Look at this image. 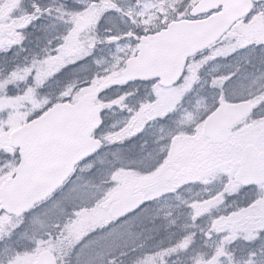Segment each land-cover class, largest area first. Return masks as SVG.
<instances>
[{
	"label": "snow or ice",
	"instance_id": "1",
	"mask_svg": "<svg viewBox=\"0 0 264 264\" xmlns=\"http://www.w3.org/2000/svg\"><path fill=\"white\" fill-rule=\"evenodd\" d=\"M0 264H264V0H0Z\"/></svg>",
	"mask_w": 264,
	"mask_h": 264
}]
</instances>
